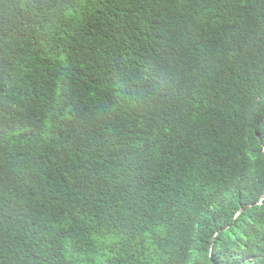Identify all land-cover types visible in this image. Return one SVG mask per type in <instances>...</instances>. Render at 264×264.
Returning <instances> with one entry per match:
<instances>
[{
	"label": "trees",
	"instance_id": "1",
	"mask_svg": "<svg viewBox=\"0 0 264 264\" xmlns=\"http://www.w3.org/2000/svg\"><path fill=\"white\" fill-rule=\"evenodd\" d=\"M262 195L264 0H0V264H264Z\"/></svg>",
	"mask_w": 264,
	"mask_h": 264
},
{
	"label": "water",
	"instance_id": "2",
	"mask_svg": "<svg viewBox=\"0 0 264 264\" xmlns=\"http://www.w3.org/2000/svg\"><path fill=\"white\" fill-rule=\"evenodd\" d=\"M263 197H264V195H262L261 199H262ZM260 202H261V201H260ZM260 202H259V203H260ZM239 212H240V211H239ZM239 212H238V213H239Z\"/></svg>",
	"mask_w": 264,
	"mask_h": 264
}]
</instances>
